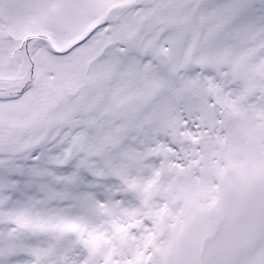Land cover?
I'll use <instances>...</instances> for the list:
<instances>
[{
    "label": "snow or ice",
    "instance_id": "1",
    "mask_svg": "<svg viewBox=\"0 0 264 264\" xmlns=\"http://www.w3.org/2000/svg\"><path fill=\"white\" fill-rule=\"evenodd\" d=\"M0 264H264V0H0Z\"/></svg>",
    "mask_w": 264,
    "mask_h": 264
}]
</instances>
